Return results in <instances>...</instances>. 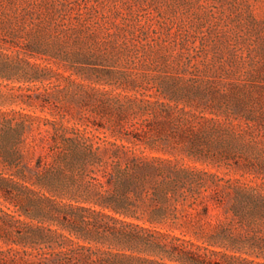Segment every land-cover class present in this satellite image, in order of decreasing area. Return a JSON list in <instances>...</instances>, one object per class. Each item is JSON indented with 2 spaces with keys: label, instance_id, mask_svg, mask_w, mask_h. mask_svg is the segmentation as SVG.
Segmentation results:
<instances>
[{
  "label": "rangeland",
  "instance_id": "obj_1",
  "mask_svg": "<svg viewBox=\"0 0 264 264\" xmlns=\"http://www.w3.org/2000/svg\"><path fill=\"white\" fill-rule=\"evenodd\" d=\"M92 30L98 32L96 42ZM94 42L102 45L101 51L73 60V69L80 70L73 72L68 55L87 51ZM173 89L181 97L174 113L185 106L200 121L233 120L243 136L232 141L209 134L200 122L194 123L192 134L205 141L198 146L201 152L190 148L187 138L175 154L149 147L145 152L175 155L223 180L264 183V0H0V118L25 112L48 118L62 114L63 122L87 127L149 124L156 135L174 133L177 139L178 129L169 125L160 105ZM37 131L27 135L24 147H30ZM4 169L0 162V171L8 175ZM54 207L40 192L0 180V233L38 223L56 226L49 220ZM65 210L81 216L69 234L80 243L88 242L83 234L100 222L109 228L99 245L122 249L131 237L135 251L144 253L148 247L147 229ZM210 213L206 218L211 223L232 216L221 205ZM155 227L205 243L198 230Z\"/></svg>",
  "mask_w": 264,
  "mask_h": 264
},
{
  "label": "trees",
  "instance_id": "obj_2",
  "mask_svg": "<svg viewBox=\"0 0 264 264\" xmlns=\"http://www.w3.org/2000/svg\"><path fill=\"white\" fill-rule=\"evenodd\" d=\"M97 33L90 31L94 41ZM77 39L83 40L79 34ZM95 42L88 44L87 51L68 55L73 72H80L73 69V60L101 51L102 45ZM166 96L168 100L160 105L169 125H176L177 139L174 133L156 135L149 124L131 129L106 123L87 127L63 122L62 114L48 118L25 112L0 118V162L8 173L0 171V180L18 182L56 203L49 217L56 226L38 223L0 233V264H264V183L223 180L214 171L180 162L175 155L145 152L149 147L175 154L186 146L178 145L185 138L190 148L201 152L198 146L205 141L192 134L194 123L201 122L209 134L227 135L232 141L243 133L233 120L200 121L198 113L185 106L174 113L180 94L173 89ZM34 120L49 127L34 125ZM34 129L38 131L30 147H24ZM28 153L35 154L32 164L33 155ZM219 205L232 216L211 223L206 217L211 207ZM65 207L107 217L121 227L147 229L148 247L142 249L144 253L135 251L131 237L122 249L99 245L109 228L100 222L83 234L88 242L80 243L69 234L75 232L81 216H71ZM157 224L198 230L205 243L162 231Z\"/></svg>",
  "mask_w": 264,
  "mask_h": 264
}]
</instances>
